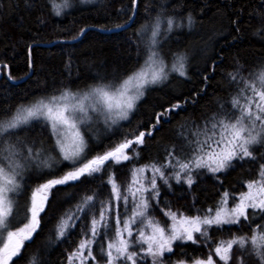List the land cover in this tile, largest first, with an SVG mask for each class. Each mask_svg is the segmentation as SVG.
<instances>
[{"label":"trees","instance_id":"1","mask_svg":"<svg viewBox=\"0 0 264 264\" xmlns=\"http://www.w3.org/2000/svg\"><path fill=\"white\" fill-rule=\"evenodd\" d=\"M55 2L60 4L63 0ZM130 4L131 0H69L70 6L57 15L51 0H27V3L25 0H0V111H14L21 104H30L65 89L87 91L100 82L101 77L111 79L126 75L138 61L142 62L137 54L139 34L161 11L185 25L190 13L194 21L190 28L184 26L174 30L163 45L166 63L171 64L173 54L187 56V78L171 73L167 81L146 90L128 120L111 127L103 121L92 125L86 134L87 158L102 154L128 133L146 131L155 123L156 114L171 105L180 102L183 106L162 119L134 160L112 164L105 172L53 189L40 214V227L32 239L25 242L21 256L14 257L12 264H32L33 259L35 264H68L69 253L82 239V230L89 220L82 217L64 238H58L57 224L63 214L74 209L81 198L92 191L99 194V199H105L109 193V173H114L124 187L134 168L163 163L173 146L178 148L184 143L183 136L195 130L194 126H203L229 108L237 91L229 73L235 74L239 69L247 76L249 71L264 64V40L254 35L261 26L258 14L264 12L261 7L264 0H139L131 25L115 30L116 25L129 22ZM85 28L84 34L74 40ZM5 64L8 65L6 69ZM205 76L208 77L206 81ZM33 124L35 127L30 126L28 132L20 131V135L50 145L51 136L44 123L33 121ZM50 155L58 158L57 153ZM261 155H264V148L257 153L256 160L233 161L232 167L216 174L200 169L193 174L195 182L191 187L170 180V188L161 187L160 203L151 210L153 216L169 225L170 220L160 210L166 205L175 212L193 216L214 208L225 192L239 196L247 189L246 181L253 179L259 164L264 163ZM69 170L72 165L68 161H62L53 169L57 175ZM47 171L36 174L31 181L26 180L28 190L22 192L23 204L31 189L51 178L45 175ZM229 205H232L231 200ZM256 219L259 221V217ZM18 226L22 227L23 223ZM251 227L254 225L247 222L225 226V229L210 233L212 243L247 235ZM178 245L179 242L173 245L172 253H165L164 264L191 262L205 258L209 252L203 242ZM93 250L102 261L99 246L94 245ZM252 260L254 262L255 258ZM143 264H151V258H145Z\"/></svg>","mask_w":264,"mask_h":264},{"label":"snow or ice","instance_id":"2","mask_svg":"<svg viewBox=\"0 0 264 264\" xmlns=\"http://www.w3.org/2000/svg\"><path fill=\"white\" fill-rule=\"evenodd\" d=\"M51 2L57 15L70 6L69 0L60 4L55 0ZM138 4L139 0H131L129 21L137 15ZM261 7L264 8V4ZM258 15L261 26L254 35L264 40V12ZM193 22L190 13L185 25L161 11L139 34L137 54L142 62L138 61L126 75L111 79L101 77L100 82L87 91L65 89L30 104H21L14 111H0V264H12L14 257L21 256L25 242L30 241L40 227V214L53 189L105 172L112 164L134 160L162 119L183 106L180 102L171 105L156 114L155 123L146 131L128 133L102 154L87 158L86 134L93 123L102 120L111 127L126 121L151 86L164 83L171 73L187 78V56L176 53L171 64L166 63L163 45L174 30L190 28ZM116 27L124 29L125 25ZM3 67L6 69L8 65ZM229 76L237 86L229 108L203 126H194L195 130L183 136L184 143L178 148L173 146L163 163L134 168L124 187L114 173H109V193L105 199H99V194L92 191L85 194L74 209L63 214L57 224L58 238H64L82 217L89 220L82 230V239L69 253L68 264H88L89 261L93 264H143L149 257L151 264H164L165 253H172L177 242L179 245L203 242L209 247L207 256L195 259L193 264H264V163L259 164L256 176L246 181L247 191L239 196L225 192L214 208L203 213L189 216L166 205L160 210L171 221L168 225L157 220L151 211L160 203L161 187H171L170 180L191 187L195 182L193 174L200 169L213 174L223 172L232 167L233 161L256 160L257 153L264 148V64L249 71L247 76L239 69ZM9 79H12L10 74ZM203 79L206 81L208 77ZM33 121H42L47 127L52 140L50 145L20 135V131L28 132L35 127ZM185 152L186 155H180ZM50 153H57L58 158ZM260 159L264 160V155ZM62 161H68L72 170L57 175L53 169ZM32 169H47L45 175L51 178L31 189L23 204L22 221L18 222L21 205L16 197L28 190L25 173ZM148 172L150 176L144 175ZM21 222L22 227L18 226ZM244 222L254 225L247 235L212 243L210 233ZM227 230L230 232L231 228ZM94 245L99 246L102 261L94 254Z\"/></svg>","mask_w":264,"mask_h":264},{"label":"rangeland","instance_id":"3","mask_svg":"<svg viewBox=\"0 0 264 264\" xmlns=\"http://www.w3.org/2000/svg\"><path fill=\"white\" fill-rule=\"evenodd\" d=\"M100 122H102V120L100 121ZM100 122H98V123H93L92 125H99L100 124ZM47 169H45V170H43V171H46ZM43 171H36L35 169H32L31 171H28V172H26L25 173V181L27 180V181H31L34 177H35V175L36 174H38V173H40V172H43ZM151 173V172H150ZM146 174V173H145ZM141 179H142V177H141ZM246 191H247V189H246ZM16 199H17V201L20 203V205H21V211H20V215H19V217L17 218V220H18V222L19 221H21L22 220V217H23V210H22V208H23V195H22V193H20L17 197H16ZM229 207H231V205H228ZM171 224V221H169V225ZM253 259V258H252ZM193 262H194V260L193 261H191V262H185V261H183V264H193ZM170 264H180V262H176V263H170Z\"/></svg>","mask_w":264,"mask_h":264},{"label":"water","instance_id":"4","mask_svg":"<svg viewBox=\"0 0 264 264\" xmlns=\"http://www.w3.org/2000/svg\"><path fill=\"white\" fill-rule=\"evenodd\" d=\"M131 23H132V21H129L127 24H125V28H127V27H129L130 25H131ZM87 30V28H85L84 30H83V34H84V32ZM115 30H120V28H116ZM83 34H80L77 38H75L74 40H77L78 38H80ZM6 73H7V71H6ZM0 77H1V73H0ZM26 77H24L23 79H25ZM22 79V80H23Z\"/></svg>","mask_w":264,"mask_h":264}]
</instances>
